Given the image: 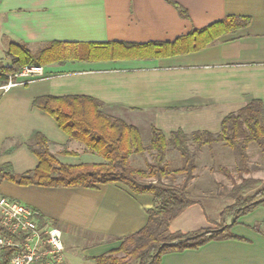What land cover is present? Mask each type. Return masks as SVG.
<instances>
[{"label": "crops", "instance_id": "obj_1", "mask_svg": "<svg viewBox=\"0 0 264 264\" xmlns=\"http://www.w3.org/2000/svg\"><path fill=\"white\" fill-rule=\"evenodd\" d=\"M173 3L186 9L187 18ZM231 15L248 18V24L195 52L87 58L91 45L122 43L134 45L133 50L174 42ZM53 42L75 45L76 54L44 64L43 74L31 82L0 88V165H9L15 175L36 168L37 157L29 148L37 147L36 135L46 139L59 163L103 161L69 139L52 116L34 106V99L42 96L92 97L104 113L135 126L148 139L152 127L166 138L177 129L217 134L227 114L253 99L264 104V0H0V59H8L11 43L24 45L36 57ZM219 144L199 147L195 160L218 158ZM149 153L151 162L154 152ZM134 159L141 156L131 154V165ZM196 175L197 170L188 186ZM181 180L182 175L175 174L164 182ZM0 195L37 209L60 229L70 261L81 262H91L141 230L147 210L153 207L151 195L136 194L118 182L50 188L2 180ZM211 221L197 202L171 222V229L193 232ZM255 225L260 232L253 229ZM230 232L240 239L212 240L197 249L169 252L160 264H264V206L239 217ZM69 234L76 244L75 239H64Z\"/></svg>", "mask_w": 264, "mask_h": 264}, {"label": "trees", "instance_id": "obj_2", "mask_svg": "<svg viewBox=\"0 0 264 264\" xmlns=\"http://www.w3.org/2000/svg\"><path fill=\"white\" fill-rule=\"evenodd\" d=\"M181 17L187 18L185 8L173 3ZM248 24V18L226 16L200 29H193L174 42L149 43L136 46L122 43H107L89 46L88 59L127 57H166L186 54L203 49L220 36L235 31ZM76 46L63 42H53L38 56H33L21 44L11 43L6 52L9 64L0 66V83L7 81L8 75L19 72L29 65L44 64L69 59L76 54ZM34 106L53 117L59 128L69 139L82 143L85 148L98 156L101 162L62 164L48 150L47 141L41 135L35 136L36 148H29L37 157V166L32 172L15 175L9 165H0V182L7 180L21 186L35 185L50 188L84 187L94 188L98 184L122 183L136 194H149L153 207L147 210V222L136 233L123 238L116 248L92 257L94 264H160L163 254L197 249L212 240L240 239L230 232L242 215L264 206V179H241L233 185L230 196L233 204L226 206L219 214V222L213 228L193 232L174 231L171 222L186 208L198 201L188 196V185L196 168L195 151L201 146L222 143L235 154L238 170L247 171V147L255 143L264 154V104L257 99L250 100L235 113L227 114L221 121L217 134L195 131L190 134L177 129L166 138L157 128H151V136L145 147L139 130L121 119L104 113L101 103L88 96H42L35 98ZM191 145L194 151L190 150ZM168 149L175 150L181 157L178 169H169L165 160ZM153 151V159L145 169L132 167L131 154L142 155ZM65 153L71 155L73 152ZM226 172V170H225ZM180 174L179 184L164 182L169 175ZM260 187L251 195L246 193L252 186ZM226 217L230 223H226ZM253 229L260 232L258 225ZM262 233V232H261ZM264 234V232H263ZM10 250H4L0 264H8Z\"/></svg>", "mask_w": 264, "mask_h": 264}, {"label": "rangeland", "instance_id": "obj_3", "mask_svg": "<svg viewBox=\"0 0 264 264\" xmlns=\"http://www.w3.org/2000/svg\"><path fill=\"white\" fill-rule=\"evenodd\" d=\"M6 62L9 63L8 59H6L5 57L1 58L0 66H4V64H7ZM262 113V122L264 123V110ZM141 137L142 142L146 147L149 143V139L145 138L144 134H142ZM219 148L218 158L210 161L204 160L199 157L198 160L195 161V170H197L196 181L194 184L188 186V196L192 199L197 200L201 204L208 220H213L210 222L211 224L208 227L201 229L213 228L215 224L217 225V223L219 222V214L222 209L233 204L234 200L230 196V190L233 185L239 184L242 178L264 179V154L255 143H249L247 147L248 160L246 172H242L237 169L238 162L236 156L228 146L221 143L219 144ZM190 150L194 151V147L192 145L190 147ZM149 152L150 151H147L145 155H140L141 159L139 160H132V167L145 169L147 164L149 163L148 161L151 159V155ZM80 158L82 159V161H85L83 160V157ZM71 161H78V158H72ZM167 163L170 171L176 168H180V155L175 150L168 149ZM259 187V185L252 186V188L246 193V195H251ZM226 220H229V218L226 217ZM64 239H75V244L77 241V239L71 234L65 236ZM83 243H77L78 247H82L83 245H85ZM78 251L80 252V250ZM65 256L67 264H69L68 261L71 262L70 264H94V261L91 259H89L91 262H81L78 260L70 261L68 253L66 254V248ZM67 257L69 260L67 259ZM133 264L136 263L134 262Z\"/></svg>", "mask_w": 264, "mask_h": 264}, {"label": "built area", "instance_id": "obj_4", "mask_svg": "<svg viewBox=\"0 0 264 264\" xmlns=\"http://www.w3.org/2000/svg\"><path fill=\"white\" fill-rule=\"evenodd\" d=\"M43 68L23 67L0 85L7 90L40 77ZM10 250L8 264H67L60 229L26 204L0 195V259Z\"/></svg>", "mask_w": 264, "mask_h": 264}]
</instances>
